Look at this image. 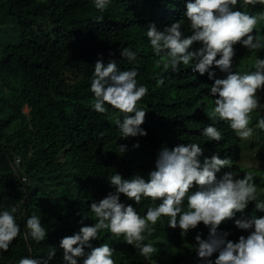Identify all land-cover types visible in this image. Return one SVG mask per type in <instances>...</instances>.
Here are the masks:
<instances>
[{"label":"trees","instance_id":"1","mask_svg":"<svg viewBox=\"0 0 264 264\" xmlns=\"http://www.w3.org/2000/svg\"><path fill=\"white\" fill-rule=\"evenodd\" d=\"M236 7L252 15L264 13V3L259 0L254 5L239 0ZM1 11L16 22L19 40L5 45L0 55V207L20 206L17 222L22 233L27 217L33 214L41 216L48 233L40 242L25 240L21 234L0 255V264H17L22 256L46 254L52 246L57 252L51 264H64L62 249L58 248L60 239L78 231L82 218L85 224L96 223L90 204L112 190L108 177L117 171L124 178L142 175L147 179L164 146L198 143L205 150L204 156L218 153L231 158V169H222L218 178L225 171L239 177L250 172L255 184L264 189V172L236 163L240 138L227 121L210 115L215 99L209 94L212 81L206 74L193 72L191 64H181L175 71L171 66L165 68L166 53L156 56L152 50L146 35L149 23L163 28L180 21L184 34H191L190 23L183 16V0H112L103 12L91 0H4ZM101 15L103 21H97ZM39 18L47 19L51 28H45ZM253 32L260 40L257 31ZM199 46L194 44L192 49ZM125 47L137 52L136 61L120 56ZM235 47L233 68L254 51H264V47ZM98 59L105 63L116 60L121 70L138 69V83L149 89L138 103L147 111L142 125L146 136L121 139L116 120L123 114L117 110L113 119L87 103L94 99L90 83ZM159 79L163 84L158 86ZM252 118H264V111ZM207 125L217 127L223 139L217 142L203 136L201 131ZM136 142L148 153L147 158L116 161L105 156L109 145L126 144L130 148ZM17 155L23 159L13 171L9 161ZM24 176L28 177L27 184L22 182ZM258 197L264 200V190L258 191ZM121 199L127 200L123 195ZM127 202L133 203L142 216L160 203L151 198L138 204ZM184 208L187 210L186 200ZM262 213L255 209V202L245 210L247 215ZM168 219L161 217L156 225H150L154 231L145 233L144 242L163 238L169 244H180L183 234L179 228H169ZM219 228L228 231V239L233 241L247 235L232 220L222 222ZM197 232L206 238L208 228L201 222L194 237ZM92 243H109L116 264H145L138 249L107 229L101 230L99 239ZM176 264H198L195 250L192 262L179 258Z\"/></svg>","mask_w":264,"mask_h":264},{"label":"clouds","instance_id":"2","mask_svg":"<svg viewBox=\"0 0 264 264\" xmlns=\"http://www.w3.org/2000/svg\"><path fill=\"white\" fill-rule=\"evenodd\" d=\"M101 12L107 9L112 0H91ZM239 0H183V16L190 23L191 34L185 35L180 21L158 28L154 22L147 25L146 35L156 56L166 53L164 67L179 70V66L192 65V71L201 76L207 75L212 81L209 94L214 97L212 117L227 121L235 134L247 140L253 135L250 127L251 114L264 110L259 92H264V59L257 57L255 70L234 71L236 45L249 50L264 47L254 35V28L264 13L258 17L237 8ZM258 0H245V5ZM264 3V0H259ZM104 17H96L103 21ZM200 46L192 49L194 44ZM120 56L129 62L137 60V52L130 47L120 51ZM217 73L223 74L218 76ZM138 69L121 70L116 60L105 63L98 59L90 83L94 96L92 108L106 113L109 107L118 110L123 118L116 120L121 139L143 137L147 131L142 127L147 111L138 103L148 94L147 85L138 83ZM163 80H157V85ZM258 126L264 129V118L258 120ZM201 134L210 140L221 141L222 132L214 125L205 126ZM139 142L132 148H139ZM120 155L129 149L119 144ZM204 148L198 143H178L172 148L166 146L159 151L154 167L148 172L147 179L142 175L124 178L117 172L108 177L112 189L90 204L91 212L97 218L94 224H85L72 235L60 239L58 248L62 249L64 264H116L113 259V247L109 243L93 245L99 239V233L107 229L116 237L123 236L125 242L139 250V254L148 258L155 251L151 243H145L148 235L161 217H168L169 228H179L183 235L197 229L202 222L208 228L206 238L197 232L194 237L198 264H264V215H247L245 210L250 202L255 209L264 212V200L259 199L257 185L249 172L243 177L232 171L229 157L222 158L218 153L204 156ZM203 157V159H202ZM22 157L17 155L9 161L16 171ZM22 182L27 184L28 177ZM127 198L121 199V196ZM151 198L160 203L149 207L140 215L133 203ZM185 200L187 210L184 208ZM22 203V202H21ZM19 205L0 207V255L8 251L13 241L23 235L25 240L40 242L47 237L48 230L41 223L40 215H30L23 225L17 222ZM237 213L240 214L237 218ZM23 218V213L20 214ZM226 220H232L236 228L247 235H241L235 241L228 239L230 233L220 230ZM57 247L40 256H22L17 264H51ZM215 254V258L212 257Z\"/></svg>","mask_w":264,"mask_h":264},{"label":"rangeland","instance_id":"3","mask_svg":"<svg viewBox=\"0 0 264 264\" xmlns=\"http://www.w3.org/2000/svg\"><path fill=\"white\" fill-rule=\"evenodd\" d=\"M4 0H0L2 3ZM261 14H256L260 16ZM39 23L43 24L45 28H51V24L47 19L39 18L37 20ZM260 40L264 41V19H260L254 28ZM19 40V30L17 28L16 22L8 16L5 12H0V55L3 47L8 44H13ZM259 57L264 59V51L256 50L249 57L242 58L235 67L234 71H248L255 70L254 62L255 59ZM261 96V103L264 104V92H259ZM94 99L88 101V104H93ZM109 107V111L106 112L109 116L115 119L117 110H114ZM25 112L28 111L26 106L23 107ZM264 110H256L251 114L250 127H253V135L247 140L240 138L239 144L241 148L240 157L236 161L238 165L251 168L255 171L264 172V129H261L258 126V120H254L252 115L262 113ZM114 121V120H113ZM115 122V121H114ZM129 150L124 154L120 155L117 145H109L105 150V156L109 160H131V159H145L148 157V153L145 152L141 147L139 148H128ZM235 173V172H234ZM236 174V173H235ZM238 176V175H237ZM258 191L264 190L263 188L257 186ZM264 215V212L261 214ZM260 215V216H261ZM196 229L191 230L187 235L182 236L180 244H169L163 238H156L151 241L155 251L151 254L150 257L145 258L143 256V262L145 264H176L177 259H182L184 261H193L194 248L193 244L195 243L194 234Z\"/></svg>","mask_w":264,"mask_h":264},{"label":"built area","instance_id":"4","mask_svg":"<svg viewBox=\"0 0 264 264\" xmlns=\"http://www.w3.org/2000/svg\"><path fill=\"white\" fill-rule=\"evenodd\" d=\"M15 158V157H14Z\"/></svg>","mask_w":264,"mask_h":264}]
</instances>
